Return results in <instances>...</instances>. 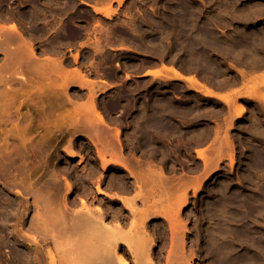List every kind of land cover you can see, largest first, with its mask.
<instances>
[{
	"label": "rangeland",
	"instance_id": "374dc122",
	"mask_svg": "<svg viewBox=\"0 0 264 264\" xmlns=\"http://www.w3.org/2000/svg\"><path fill=\"white\" fill-rule=\"evenodd\" d=\"M12 26L19 39L5 41ZM0 34V157L28 152V167L2 168L7 181L0 171V221L12 224L0 227V264L36 263L32 222L52 196L35 208L19 184L25 168L36 188L60 179L49 206L89 208L108 230L126 231L119 239L145 238L155 264H264V0H0ZM17 114L31 118L26 140L41 148L6 139L2 121ZM20 202L31 207L24 223L11 213ZM86 242L88 255L100 244Z\"/></svg>",
	"mask_w": 264,
	"mask_h": 264
},
{
	"label": "bare ground",
	"instance_id": "6f19581e",
	"mask_svg": "<svg viewBox=\"0 0 264 264\" xmlns=\"http://www.w3.org/2000/svg\"><path fill=\"white\" fill-rule=\"evenodd\" d=\"M93 9H94V11L96 12V13H103V9L102 8H99V7H97V6H93ZM2 30V29H1ZM18 30H17V28H16V26H12V32H10V33H12V35H5L4 34V32H2L3 34V36L2 37H6V39H5V41L7 40V41H10V40H15V39H19V37L17 36V35H19V34H17L16 32H17ZM1 35V34H0ZM5 35V36H4ZM4 38H1L2 40L4 39ZM0 39V42H3L2 40ZM175 74H178V71L177 70H175V71H173ZM152 72H150V74H151ZM204 91V90H203ZM202 93H205V95L206 96H208V97H216V98H218V99H221V100H223V101H226L227 100V98H226V96L223 94V95H220V94H222V93H220V94H217V93H214V92H212V90H205L204 92H202ZM40 105V104H39ZM38 105V106H39ZM35 106H36V103H35ZM37 106V107H38ZM43 106V105H42ZM45 106V105H44ZM41 107V106H40ZM39 107V108H40ZM42 108V107H41ZM40 108V109H41ZM42 111V110H41ZM19 113H20V111H19ZM22 113V112H21ZM240 113H241V111H240ZM8 114H9V112H8ZM7 114V115H8ZM18 116L16 117V116H14V117H16V119L13 121V120H11V118L8 116V119L7 120H5V119H3V121H2V123H3V125L4 126H6V139L8 140L9 138V136L10 135H12V137H15V138H18L19 140H20V145L24 148V149H26L27 150V148H28V146H30L31 148H32V150L33 149H37L38 147H40V146H42L43 144H45V142H42V143H35V144H38V147L37 148H35L37 145H35L34 143H32V141H30V140H26V139H28V136H27V134H29V124H30V117L29 116H25V114H24V116H20V114H17ZM10 116H11V114H10ZM13 117V116H12ZM99 117L102 119V116L101 115H99ZM8 123H11V125L10 126H12L11 127V130H7L8 129ZM9 135V136H8ZM27 136V137H26ZM30 141V142H29ZM47 145V144H46ZM41 148V147H40ZM19 149H17L16 150V152H17V154L18 155H12L13 157H11V155L10 154H12V153H9V155L8 154H6L5 156H6V158H3L2 159V157H0V171L2 170V168H10L13 164L15 165V162L17 163L18 161H20L22 164L24 163V161L22 162L21 161V158H23L21 155H23L22 153H21V151H18ZM15 152V153H16ZM25 153H26V151H25ZM14 154V153H13ZM21 154V155H20ZM27 155H28V152L26 153ZM26 154H24L23 156H25ZM77 154V153H76ZM75 154V152H71V153H69L68 154V156L70 157V158H75V157H77L78 155H76ZM9 157H8V156ZM26 157H24L23 159H25ZM18 159H20V160H18ZM27 160V159H26ZM20 162H19V165H17V167H20V168H23V167H28V166H26V162L27 161H25V163L23 164V165H25V166H23V167H21L22 165L20 164ZM12 163V164H11ZM101 163H102V169L103 170H106L107 169V167L109 166V161H107L106 160V158L105 157H102L101 158ZM11 164V165H10ZM18 164V163H17ZM13 165V166H14ZM15 167V166H14ZM12 168V167H11ZM10 168V169H11ZM9 169V170H10ZM13 169H15V168H13ZM16 169H18V168H16ZM14 170L15 172H14V174L16 173V171H18V170ZM24 169V168H23ZM28 169V168H27ZM27 169L25 168V170L27 171ZM30 169V168H29ZM21 170V169H20ZM8 171V170H7ZM7 171H6V174L4 173H2V172H5L4 170H2L1 171V174L4 176L5 175V177H6V181H7V176L6 175H8V173H7ZM26 171H25V173H26ZM30 171V170H29ZM11 172V171H10ZM13 172V171H12ZM19 172V171H18ZM17 172V173H18ZM24 173V170H21V173ZM31 172V171H30ZM16 173V174H17ZM20 173V172H19ZM21 173L20 174H18V175H20L19 177H22V179H20V181H19V179H16V181L18 182L19 181V184H21L20 186H24V187H26V189H28V192H33L32 193V195H34V197H35V200H34V204H35V208L38 210V208H40L39 207V205H40V203H41V205H43V207H44V205H45V202H44V200H45V198H48V196H46L47 194L49 195V197L50 196H52V198H53V195H54V197H56V195H55V190L57 191V193H58V190L60 189V179L59 178H56V176L55 177H53L54 179H53V185L52 186H54V188H56L55 190H53L52 189V187H51V185L50 186H47V187H49V188H44L45 189V191H44V189L42 188L43 187V185H40L39 187L37 186V188H36V185H35V182H32V183H26L25 182V180L27 179H30L31 178V175L29 174V172L28 173H26V174H29V175H26V177H28V178H23L24 176H25V173H24V175H23V173H22V175H21ZM33 173V172H32ZM9 175H10V173H9ZM8 175V176H9ZM12 175V174H11ZM17 176V175H16ZM15 177V176H14ZM18 177V176H17ZM10 178V177H9ZM12 178H13V175H12ZM32 179V178H31ZM15 180H12V181H8V182H13V184L15 183V185H16V187H19V184L17 185V182H16ZM27 184V186H25ZM45 185H46V183H45ZM3 186V185H2ZM8 186V185H7ZM10 186V185H9ZM12 186H14V185H12ZM22 186V187H23ZM46 187V186H45ZM51 187V188H50ZM6 188V187H5ZM7 188H9V187H7ZM6 188V189H7ZM59 188V189H58ZM72 188V187H71ZM5 189V190H6ZM50 189V191H51V193H50V191L47 193V190H49ZM9 190H10V188H9ZM54 191V192H53ZM2 192V191H1ZM12 192V191H11ZM10 192V193H11ZM99 192H101V191H99ZM53 193V195H51ZM1 195H2V193H0ZM7 195H5V197H6ZM13 196V195H12ZM1 198L0 199H2V197L3 196H0ZM8 198H9V196H8ZM52 198H51V202L49 201L50 199L48 198V199H46V200H48V203L50 202V204H48L47 203V205L49 206V205H53V201H52ZM117 198V197H116ZM119 198V197H118ZM122 198V197H121ZM15 199V198H14ZM54 199V198H53ZM120 199V198H119ZM118 199V200H119ZM5 200H6V202H7V197H6V199L4 198L3 199V201L5 202ZM9 200H11V198H9ZM24 200V199H23ZM127 200V199H126ZM125 199H122V203L124 204V205H126V204H129V203H126V202H128V200L126 201ZM1 201V200H0ZM12 201V200H11ZM11 201L9 202L8 201V203H6V206L5 205H3V203H2V205L3 206H5L6 208H8L7 207V204H10L11 203ZM14 201V200H13ZM115 201V200H114ZM120 201V200H119ZM17 202V201H16ZM32 203V204H33ZM43 203V204H42ZM86 203H84L83 202V207H85L86 205H85ZM15 205V204H14ZM25 205V203L23 202H20L19 203V209H17V208H15V210L17 209V212L16 213H18L19 211H20V213H18V214H16L13 210V212H11L12 214H13V216H14V214H15V217H16V215H19L20 214V220L23 222V221H25L24 219H26V217L24 218V216H26L27 215V210H30V208L31 207H27V208H25L26 206H24ZM74 205V204H73ZM9 206V205H8ZM11 206H12V203H11ZM47 206V207H48ZM130 206H131V204H130ZM34 207V206H33ZM43 207H42V209H43ZM47 207H45V209H46V211H44L45 209H41L42 211H44L43 213H42V211H40L41 213H39V211H38V213L37 214H41V216L39 217V219L38 220H36V223H35V220H34V222H32L33 223V225H34V223L36 224L35 226H33L32 225V227L33 228H35L34 230L35 231H37L40 235L39 236H41V238H39L40 240H42V241H40V243L41 244H44V245H41L40 243H39V241H37V240H39L38 238L36 239H34V237H33V235H32V239L30 238L31 236H29V238L31 239L30 241H32V243L30 244V246L32 247V248H34V252H35V256H34V259H35V262L37 263V264H56L57 263V260H56V257H57V259L59 258L57 255L59 254V252H58V247L60 248V250L59 251H62V253H64L63 254V257H64V255H66V257H68V259L66 258V257H64L63 259H65V260H69V261H67V262H69V263H67L65 260V262L64 261H62L63 259L61 258V256H60V258H59V260H58V264H63V262H64V264H70L71 262L70 261H72L73 260V258H74V256H77L78 254H77V252H78V249H79V255H80V258H79V255L76 257V259L78 258L79 260L77 261V264H130L129 263V261L127 260V257H126V253H124V252H127V253H129V254H131L132 255V257H133V259L135 260L134 262H135V264H155V262H153L152 260H151V258H150V256L149 257H146V256H144L146 253H147V250L145 249V247H144V245H143V243H141L143 240H142V237H140V236H138V237H140V239L139 240H142V241H140V242H136V241H138V240H136L135 241V244L134 243H130L129 241V239H127L126 237V240L125 239H119L118 238V235L119 234H121V238H122V235L123 236H126V235H124L125 234V232L123 231V230H121V231H118L117 229H118V227L116 228V230L114 229L115 227H113V231H111V230H108V229H110V227L109 226H106L104 223H103V225H105V228L103 227V225H102V218H101V220H100V218L99 217H95L94 215L95 214H91L92 213V211H91V213L89 212L90 210H87V209H89V208H87L86 209V207H85V209H86V211H88L87 213H86V211L84 210V213H83V211L82 212H80L79 211V215H77L78 213L77 212H71V214L72 213H74V214H67V213H65L66 211H63V212H61L62 213V215H61V213L59 212V209H58V207H56V206H49L48 208ZM52 207H54V208H52ZM82 207V208H83ZM88 207V206H87ZM12 208V207H11ZM51 208H52V210H51ZM55 208H56V210H57V212H55L54 210H55ZM60 208V207H59ZM126 208H127V206H126ZM47 209H50V212H48L49 210H47ZM54 209V210H53ZM62 209V208H61ZM9 210H10V208H9ZM3 211H4V209H3ZM54 211V213L52 214V212ZM78 211V210H77ZM132 211H134L133 210V208H132ZM6 212V211H5ZM5 212L3 213L5 216H6V214H5ZM7 212H9V211H7ZM135 212V211H134ZM94 213V212H93ZM10 214V213H9ZM26 214V215H25ZM36 214V215H37ZM65 214H67V215H65ZM76 214V215H75ZM81 214V215H80ZM52 215V216H51ZM55 215V216H54ZM7 216H8V213H7ZM11 216V214L8 216V217H10ZM12 216V217H13ZM66 216V217H65ZM67 216H69L70 218H68L67 219ZM72 216H74V217H72ZM99 216V215H98ZM6 218V219H10V218ZM18 217V216H17ZM37 217V218H38ZM95 217V218H94ZM1 218H2V215H1V217H0V220H1ZM14 218V217H13ZM19 218V217H18ZM36 218V219H37ZM98 218H99V220H100V222H101V225L98 223L99 221H98ZM64 219L66 220V221H68V222H66V221H64ZM71 219V225H70V227H68V225L70 224L69 223V220ZM11 220H13L12 218H11ZM5 221V220H4ZM1 223H0V227H2L3 229L5 228L4 226H2V224L4 223L5 224V222H3V219H2V221H0ZM8 222H11L10 220L8 221ZM7 222V220H6V223H8ZM21 222V223H22ZM65 222V223H64ZM19 223V222H18ZM24 223V222H23ZM3 224V225H4ZM10 224V223H9ZM16 224V223H15ZM66 224V225H65ZM7 224H5V226H6ZM11 226L10 227H12V224H10ZM31 225V224H30ZM115 226H117V225H115ZM119 226V225H118ZM10 227H6L5 228V232L8 230L7 228H9V230H11V228ZM23 227V226H22ZM51 227V228H50ZM107 227V228H106ZM121 227V226H120ZM112 228V227H111ZM84 230V231H83ZM86 230H87V233H84V232H86ZM89 230H91L90 232H88ZM119 230H120V228H119ZM3 230L1 229V232H2ZM82 231H83V234H82ZM116 231V232H115ZM141 231V230H140ZM5 232H4V234H5ZM10 232V231H9ZM9 232H8V234H9ZM13 232V229H12V231H11V233L10 234H13L14 235V232ZM21 232H23V230L21 231ZM36 232V233H37ZM121 232V233H120ZM124 232V233H123ZM139 232V231H138ZM3 233V232H2ZM7 233V232H6ZM18 233V232H17ZM90 233H91V235H90ZM110 234V235H108V234ZM7 234V235H8ZM62 234V235H61ZM85 234H87L86 236H85ZM112 234H118V235H116L117 236V238L116 237H114V236H112ZM2 235V234H1ZM0 235V236H1ZM12 235V236H13ZM23 235H25L24 234V232H23ZM23 235H20V234H17V237H16V233H15V236H13L15 239L17 238L18 240H22V242H26L27 240H28V238H26V237H24ZM37 235V234H36ZM58 235V236H57ZM64 235V236H63ZM72 235H74V238H75V240H77L76 242H75V244H74V241H73V239L74 238H72L73 236ZM80 235H81V237H80ZM107 235H108V237H109V239H107ZM4 236H6V235H4ZM9 236V235H8ZM11 236V237H12ZM60 236V237H59ZM87 237V239L88 240H85L86 238H84V237ZM105 237V239H107V240H105V242H104V239L102 238V237ZM110 236H112V238L113 239H115V240H113V241H111L110 240ZM142 236V235H141ZM2 237V236H1ZM10 237V236H9ZM12 237V238H13ZM28 237V236H27ZM57 237H58V240L61 238V239H63V241H65V238L67 239V237H69V239L70 240H72V241H70L69 239H67L65 242V246H67L68 244H69V242L70 243H72V247L74 248V246H73V244L75 245V248H74V252H76V254L72 251V253H74V255L73 254H71V248H70V246H71V244H69L70 246H67V249H69L70 250V252H69V250L67 251V253L65 254V252H66V250H64L63 248H65V246L64 247H61V245L62 244H64L62 241H59L58 242V240H57ZM65 237V238H64ZM119 237H120V235H119ZM137 237V238H138ZM5 238L6 237H4V238H2V240H4L5 241ZM13 238V239H14ZM82 238V239H81ZM101 239L102 238V240H103V242L104 243H102V241L101 242H96V240H98V239ZM117 239V240H116ZM34 240V241H33ZM93 240H95V241H93ZM121 240V241H120ZM129 240V241H128ZM68 241V242H67ZM84 241H85V243H84ZM86 241H89L90 242V244H89V246H91L92 248H93V243L92 242H94V245H98V243H100L99 245H98V247H97V249L96 250H94V249H92V252H91V250H90V252L92 253H90L89 252V255H91V256H89L88 255V253H87V251H85L86 250V246L85 245H87L86 243ZM92 241V242H91ZM2 241H1V239H0V243H1ZM54 243V245H57V246H53L54 247V251H56V253L55 252H53V253H55V255L57 254V252H58V254L56 255V257L53 255V253H52V251H53V249L51 250L50 248L48 249V248H46V247H49L48 245L46 246L45 244H48V243ZM56 242V243H55ZM61 242H62V244H61ZM78 242V243H77ZM132 242V241H131ZM4 243V242H3ZM3 243H2V246H3ZM79 244L80 243V246H81V248H80V246H76L77 244ZM96 243V244H95ZM102 243V244H101ZM182 243V242H181ZM85 244V245H84ZM177 244H180V243H178L177 242ZM5 245V244H4ZM84 245V246H83ZM101 245V246H100ZM46 246V247H45ZM52 246V245H51ZM88 246V247H89ZM251 246H252V244H251ZM57 247V248H56ZM69 247V248H68ZM76 247H78V248H76ZM83 247H85V249L83 250ZM88 247H87V250H88ZM94 247H96V246H94ZM100 247V248H99ZM182 248H179V249H182L183 250V245L181 246ZM56 248V249H55ZM90 248V247H89ZM99 248V249H98ZM148 248V247H147ZM2 249V248H1ZM0 249V250H1ZM46 249V250H45ZM48 249V250H47ZM66 249V248H65ZM63 250H64V252H63ZM82 250H83V254H80L81 252H82ZM89 251V250H88ZM150 251V250H149ZM9 252V251H8ZM85 252H86V254H85ZM11 253V252H10ZM97 255H96V254ZM144 255H143V254ZM181 253L182 252H180V255H181ZM0 254H2V252L0 253ZM60 254H61V252H60ZM71 254V255H70ZM141 254L143 255V256H141ZM179 253H177V255H178ZM3 255V254H2ZM46 255V257H47V260H46V257H44ZM70 255V256H69ZM149 255V254H148ZM147 255V256H148ZM73 258H72V257ZM2 257V256H1ZM69 257H70V259H69ZM83 257V259H81ZM143 257V258H142ZM145 257V258H144ZM21 258V257H20ZM72 258V259H71ZM150 258V259H149ZM177 258V257H176ZM180 257H178V259H179ZM2 259H0V261H1ZM21 260V259H20ZM23 261H25V259H22ZM80 260H81V263H80ZM22 261V262H23ZM62 261V262H61ZM27 262V261H26ZM3 263V262H2ZM25 262H23L22 264H24ZM29 263V261L27 262V264ZM35 263V264H36ZM75 263V262H74ZM4 264V263H3ZM30 264V263H29ZM72 264H73V261H72Z\"/></svg>",
	"mask_w": 264,
	"mask_h": 264
},
{
	"label": "crops",
	"instance_id": "0c3cea01",
	"mask_svg": "<svg viewBox=\"0 0 264 264\" xmlns=\"http://www.w3.org/2000/svg\"><path fill=\"white\" fill-rule=\"evenodd\" d=\"M151 71L156 72L157 74H164V75L170 74L171 76H174V74L172 72L164 70L162 67L154 68ZM149 76L153 77L154 75H149ZM185 77L190 79L192 76L186 75ZM217 93H222V95L223 94L226 95V93H224V92H217Z\"/></svg>",
	"mask_w": 264,
	"mask_h": 264
}]
</instances>
